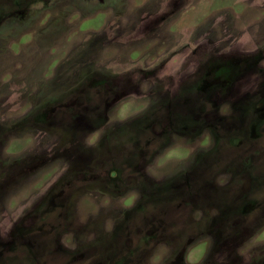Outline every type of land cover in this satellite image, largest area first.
<instances>
[{
  "label": "rangeland",
  "instance_id": "374dc122",
  "mask_svg": "<svg viewBox=\"0 0 264 264\" xmlns=\"http://www.w3.org/2000/svg\"><path fill=\"white\" fill-rule=\"evenodd\" d=\"M0 264H264V0H0Z\"/></svg>",
  "mask_w": 264,
  "mask_h": 264
}]
</instances>
